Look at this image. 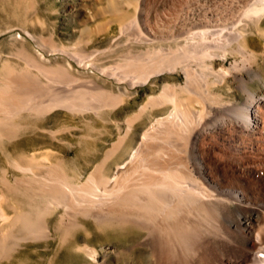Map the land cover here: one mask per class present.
<instances>
[{
	"label": "bare ground",
	"instance_id": "obj_1",
	"mask_svg": "<svg viewBox=\"0 0 264 264\" xmlns=\"http://www.w3.org/2000/svg\"><path fill=\"white\" fill-rule=\"evenodd\" d=\"M33 2L18 0V5L27 13ZM157 2L161 1L128 0L132 13L117 16L119 36L124 35L122 44L127 52H132L133 45L143 47L115 66L100 68L96 64L100 54L114 53L115 46L87 51L79 40L64 45L54 42L51 36L37 37L41 50L65 54L83 70L93 66L117 83L131 87L135 83H151L150 79L158 73L176 69L184 79L182 83H164L157 94L149 95L140 106L136 119L149 107L169 104L170 109L151 119L136 147H125L123 154L127 157H120L112 175L101 171L103 160L82 180L79 175L68 173V164L54 151L42 154L38 162L34 161L36 154L16 155L12 167L20 176L13 180H34L36 190L31 185L30 191L43 200L37 201L40 203L33 215L30 209L17 210L11 218L0 208L3 221L22 227L15 247L21 240L53 239L59 246L79 253V264H264V90L250 85L255 78L264 77L259 68L264 55L247 49L251 25L264 37V25H260L264 0L244 2L240 17L230 26L223 16L214 21L208 10L197 19L191 8L181 15L182 26L178 29L150 23L149 5L156 6ZM98 28L84 27L81 39L97 34ZM22 30L35 39L26 27ZM168 41L175 45H163ZM16 44H20L17 52L24 57L26 66L45 80L28 69L21 74L10 61L0 63L1 147L4 140H13L20 131L28 129V123L12 121L16 116L26 121L45 118L58 108L72 115L85 110L94 113L114 108L124 100L125 95L114 93L112 84L102 76L89 75V80L77 83L71 74V62L48 68L43 57L34 58L27 53L24 40L14 38L10 45ZM232 44L234 47L228 50ZM232 54H238L239 59L233 58L226 65L223 60ZM217 59L222 61L215 68ZM234 91L241 98L238 96L237 100ZM50 134L58 140L56 133ZM0 150L6 153L3 148ZM34 168L44 170L40 174ZM2 172L5 186L11 187ZM98 231L113 235L112 239L105 237L99 248L87 242ZM0 244L3 257L12 252L5 235L0 237ZM136 253L143 256L136 258ZM119 259L125 262L118 263ZM48 264L54 263L49 260Z\"/></svg>",
	"mask_w": 264,
	"mask_h": 264
},
{
	"label": "rangeland",
	"instance_id": "obj_2",
	"mask_svg": "<svg viewBox=\"0 0 264 264\" xmlns=\"http://www.w3.org/2000/svg\"><path fill=\"white\" fill-rule=\"evenodd\" d=\"M33 1L35 3L33 2L32 4L35 6L33 5L29 6L26 9L27 11V13L25 12L26 15H23L25 13H23L22 11L23 9L21 10L22 7L18 5V0H0V63L2 64V62L10 61L15 66L17 65L16 69L19 68V70L18 69L17 70L20 71L21 74H23L24 69L25 70L28 69L31 72H33V75L35 74L38 75L36 70L26 66V61L24 57L21 54L20 56L19 52H17V48L20 47V44H16L14 47H11L10 44L12 40L14 38H17L18 40L25 41V50L27 51L28 54H30V56H33L34 58H40V56L43 57V61L46 67L48 68L55 67L57 64L67 65L68 62H71L74 65V69L71 74L75 78H77L76 80L77 83L82 82V80H89L90 79L89 75H94V76L97 75L96 77H100V78L102 76V79L112 84V87H114L113 88L114 93L123 94L125 95V97L123 98L124 100H122L121 103H118L116 107L102 108L96 110L99 112L95 111L94 113H92L90 110H85L83 111L82 114L72 115L69 111L58 108L54 110L53 113L45 116V118L34 117L28 119L27 121L25 118H23L24 121L20 118H17L19 116L12 118V121L14 122L20 121L19 123L22 122L23 123L25 122L24 124L28 123V129L20 131L18 136H16L13 140H9V141L4 140L5 142H3V147L0 146V149L3 148L4 151L6 152L5 154L4 153L2 154L0 150V178H1L0 205L1 203L3 205V206L1 205L0 208H2V210L6 212V214L11 218H14L15 214L17 213L16 212L17 210L30 209L31 214L33 215V211L35 214L36 208L39 205L38 203L42 202L43 200L42 197L37 198V195L34 194L35 193L34 191H30L31 185L33 188L36 187L37 183L33 182L34 180L31 181V179H25V178H21L23 180L19 179L16 182L15 180H13L14 177L20 176L19 171L14 169V167H12L13 166L12 159L16 155L36 154L37 157L34 158L35 159L34 161L37 160L38 162V160L40 161L39 157H41L42 154H45L46 152L54 151V153L62 156L64 161H66V163L68 164L67 166L68 173H70L71 175L75 174V176L79 175L82 180H84L86 176H88L90 171L103 160L102 161L103 169L101 168L102 169L101 171L108 175H112L114 171L113 167L115 163L120 160V157L121 159H126L127 157V154H123L125 147L126 148L136 147L142 137V133L150 125L151 119L165 115L167 111L170 109V105L166 104V106L162 105L156 107L153 106L152 108L151 107L146 108L145 111L140 113V116L141 115L142 116L140 117L139 115H137V119H136L135 113L137 112V110L146 101L149 95L157 94L160 90V87L164 83L166 82L182 83L184 79L182 72H180L179 69H176L173 70L172 72L168 71V72L158 73L157 75L153 76L150 79L151 83L149 82H144L141 84L135 83L131 87L128 84L117 83L115 79H112L111 77L101 75L93 66H90L88 69L83 70L82 68L78 67L73 62V60H71L65 54H61L58 52L49 53L41 50L42 48L38 45V41L36 39L41 35L46 38L51 36L54 42H56L57 44H64V45H72L79 40L78 42L80 43V45H84L83 46L84 48L86 46L85 49L87 51L94 49L103 50V49H107L108 47L115 46L113 50V52L115 51L114 53L103 52L102 54H100L99 61L96 63L97 66L100 68H105L106 66L107 67L111 65L115 66L116 64L121 63V61L124 62L127 56H129L130 54L131 55L137 54L138 53L137 50H139L140 47H143V46L139 47L133 45L135 47H133L132 52L128 53L126 45L122 44L124 41V35L122 34L119 36V25H118V20L116 19L117 16L119 18V16L123 15L122 12L128 15L133 11L132 5L127 3L128 0H110L111 2L109 3L107 2V0H85V2L84 1L82 2V0H33ZM160 1L161 2L159 3L157 2L158 4H156V6L151 5L152 6L151 7L149 5V7L151 8L150 9L151 13L149 14L151 16V17L149 16L150 23L157 24L159 27H164V28L166 27V25L168 27L175 26L177 29L182 26V20H183L182 16L185 13L184 11L187 10L192 11V9H193L192 11L193 17L197 19H201L202 15L206 13V11L208 10L207 12L211 13V17L214 21L223 16L225 19L227 18L226 20L229 22L228 26H230L232 25L233 22H235L236 19H238V17H240L239 13L240 10L244 7L243 6L244 2H249V0L248 1L246 0L244 2L238 0L235 1L225 0L227 2L225 4V2H223L224 0H221L223 3L222 5L220 0H207V1L191 0L192 2L190 0H186V1L160 0ZM188 1L190 3H187ZM211 1L212 2L214 1L213 2L214 5L212 4ZM185 2L186 4H189V7L185 4ZM234 2L237 3L233 5ZM240 2H243V4L241 5ZM183 3L187 7H185ZM230 5H232V7ZM181 6L183 9L181 8ZM230 7L232 12H230L229 10ZM223 8L224 10H222ZM211 9L213 10L215 9V10L211 11ZM226 13L228 14V16ZM234 14H236V17ZM229 17L232 19L234 18L233 21H231L232 19H230ZM178 18L181 21L178 20ZM35 19L38 22H35L34 21ZM262 22L264 23V16L262 17L261 20V24H260L261 26L264 25ZM32 23L35 25L31 26L30 24ZM173 23H175V25H172ZM21 26L26 27L27 30L31 31V33L35 36V39H32L28 35H26L22 30ZM84 27H88L92 29L97 27L99 28L97 34L93 35L94 37L84 36L83 39H81L83 35L82 30L84 29ZM102 29L103 31L101 32L100 30ZM253 29L254 27L251 25V27L248 29L247 32L248 35L247 37L248 44L246 42L247 49L250 52L252 51L253 53L258 55L261 54L260 56H262L264 55L263 53L264 37L261 34L258 35L259 32ZM86 40L89 43L84 42ZM171 43L172 45H175L173 41L163 42V45L164 44L170 45ZM233 47L234 45L232 44V46H230L228 50L232 49ZM233 58L239 59V55L238 54L227 55L223 60V62L227 65ZM263 59L259 61V68L261 74H264ZM221 61H222L221 59H217L215 61L214 67L215 68L218 67V62L220 63ZM38 77L40 78V80L44 82L45 79L43 77H41L40 75H38ZM257 78H255L250 82L251 88L254 87V89L259 88L261 90H264V77L260 76ZM21 82L23 83L24 81ZM152 82H154V85H152ZM48 86L49 88H53V86L51 87L50 84ZM234 93L236 98L238 96L241 98L240 94L238 95L237 92L235 91ZM130 117H132L133 119ZM127 125H130L129 128ZM50 132L56 133L58 140H53ZM122 136H124V138H122ZM120 137L121 140L118 141ZM117 141L119 143H117ZM121 141L122 143L120 145ZM111 148L114 150L112 151ZM109 152L111 153V156ZM105 154H108V156L104 158ZM38 169L36 168L35 171L40 174L44 170L43 168H38ZM2 171H5L4 177L5 179L8 178L7 180L9 181V184H11L10 185L11 187H7V185L5 186L2 180V176H3ZM24 186L26 189L24 188ZM27 188L29 189V191ZM34 190H36V188H34ZM27 192H29L30 194ZM31 195L32 197L33 196L36 197L32 198ZM34 198L37 200H35ZM38 200L41 201L37 203ZM55 218L51 219L52 220L50 222L51 226L54 225ZM74 230L72 231V233L74 232ZM21 232H22V227L13 224V222L8 223L5 220L3 221L0 216V237L2 235H5V243L9 247H12L11 250L12 252L8 253L6 257H3V248L0 244V264H48L49 260H52L54 264H79L81 261L80 259H82L79 253L67 249V246L64 245L59 246L57 244V241L53 239H48V240L36 239L35 241L21 240L19 241V246L15 247L16 239L17 237L21 236ZM100 232L99 231L96 232L97 234L93 233L92 234L93 236L90 235L87 238V242L99 248L100 247L99 245L104 242L105 237L107 238L111 236L110 237L111 239L113 237L112 233L110 232L108 233L101 232V234ZM90 238L91 240L89 241ZM135 255L136 258H141L143 256L142 253H136ZM109 257H111V255H109ZM117 262L124 263L125 261L124 259H119L117 260Z\"/></svg>",
	"mask_w": 264,
	"mask_h": 264
}]
</instances>
